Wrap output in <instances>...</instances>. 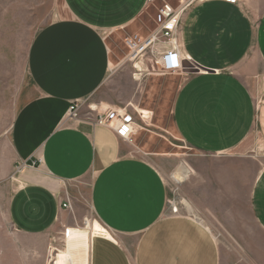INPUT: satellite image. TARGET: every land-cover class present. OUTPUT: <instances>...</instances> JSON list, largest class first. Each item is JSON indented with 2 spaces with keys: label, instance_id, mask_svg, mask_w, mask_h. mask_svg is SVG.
<instances>
[{
  "label": "crops",
  "instance_id": "obj_1",
  "mask_svg": "<svg viewBox=\"0 0 264 264\" xmlns=\"http://www.w3.org/2000/svg\"><path fill=\"white\" fill-rule=\"evenodd\" d=\"M62 2L66 16L42 27L27 49L29 87H5L16 110L2 145L9 151L6 168L16 172L11 192L0 198V218L9 225L0 231V264H45L62 228L82 226L71 217L72 198L61 183L85 176L96 217L86 224L87 264H264V254L250 262L242 219L231 212L245 191L264 232V168L248 183L252 156L235 152L254 130L264 145V93L257 100L234 70L252 47L264 61V0H206L182 17L180 51L200 67L177 72L184 80L172 121L203 160L185 165L189 200L172 202L161 173L133 152L132 140L83 115L68 117L71 102L94 96L114 74L118 39L143 32L148 0ZM67 197L71 209L62 206ZM184 200L190 213L183 212Z\"/></svg>",
  "mask_w": 264,
  "mask_h": 264
},
{
  "label": "rangeland",
  "instance_id": "obj_2",
  "mask_svg": "<svg viewBox=\"0 0 264 264\" xmlns=\"http://www.w3.org/2000/svg\"><path fill=\"white\" fill-rule=\"evenodd\" d=\"M159 2V1H157ZM155 9L150 6L143 16L142 26L151 24V17ZM66 16V8L62 0H0V198L11 192L8 181L15 174V170L6 168L8 148L2 145V138L7 134L12 117L16 110L12 95L5 87L11 84L22 83L29 87L25 58L29 44L35 34L46 24ZM259 17L255 14L253 21L256 23ZM256 26V24H255ZM120 50L118 52L117 65L114 74L97 93L85 100L81 116L90 117L94 111L90 108L101 105L102 101H114L115 107H126L127 111L135 118L137 127L131 140L134 144L133 152L150 162L162 175L169 189V199L181 201L188 199L185 184L186 178L177 182L174 173L181 166H196L203 160L191 147L177 134L173 127L172 107L175 94L184 80L182 73H154L143 76L139 80L131 77V68L125 61L126 49L121 39H118ZM235 72L241 76L251 90L254 91L257 100L264 93V61L259 57L254 47L249 54L235 68ZM119 101V102H118ZM132 103L135 106L127 105ZM137 109H136V108ZM140 109V113L138 111ZM144 115L143 117H141ZM143 118V119H142ZM144 120V121H143ZM263 141L257 130H254L235 149L236 154L252 156L248 164L246 180L255 178L264 168ZM90 178L85 176L70 183H61L63 194L69 191L72 198L73 213L78 224L82 226L68 227L65 250L88 241L90 229L86 224H93L96 219L88 202V189ZM72 188V191L69 190ZM246 192L240 194L234 201L231 212L240 215L244 225L247 256L251 259L264 254V232L259 229L252 218ZM189 200V199H188ZM192 204V203H191ZM193 205V204H192ZM193 210L205 213L207 210ZM188 210L183 208V212ZM221 212L222 209H219ZM186 213V212H185ZM3 225L9 228L5 217H1ZM88 222V223H87ZM6 224V225H5ZM76 225V224H75ZM215 231L216 229L212 227ZM218 231H215L217 235ZM0 233V243L2 242ZM60 249L57 257L64 251ZM236 250V249H231ZM237 251V250H236ZM243 252V250L238 249ZM237 251V252H238Z\"/></svg>",
  "mask_w": 264,
  "mask_h": 264
},
{
  "label": "built area",
  "instance_id": "obj_3",
  "mask_svg": "<svg viewBox=\"0 0 264 264\" xmlns=\"http://www.w3.org/2000/svg\"><path fill=\"white\" fill-rule=\"evenodd\" d=\"M204 1L206 0H148L149 6L155 9L151 17V24L144 25L142 33H131L123 38L126 49L125 61L131 68L134 80L156 72L164 74L190 69L199 70L200 66L194 60L182 55L177 34L184 14L191 7ZM225 1L238 3L241 0ZM81 105L80 101L71 102L68 108V117L80 118ZM90 108L94 114L86 117L87 119L95 124L108 126L116 136L131 141L137 123L126 107L98 105L94 109ZM62 206L68 209L72 208L68 197ZM67 234L68 227L64 226L59 237L54 240V244L48 246L45 264H58L57 255L59 250L66 246ZM63 264H72V261L68 258Z\"/></svg>",
  "mask_w": 264,
  "mask_h": 264
},
{
  "label": "bare ground",
  "instance_id": "obj_4",
  "mask_svg": "<svg viewBox=\"0 0 264 264\" xmlns=\"http://www.w3.org/2000/svg\"><path fill=\"white\" fill-rule=\"evenodd\" d=\"M139 113H140V111H139ZM186 173H187V167L183 164V166H181L179 169H177V171L174 173L175 180L177 182L182 181V179H183V177L185 176ZM183 202H184L185 206L187 207V209L189 210L188 202L185 201V200ZM189 212H190V210H189ZM87 243L88 242L85 241L83 244H80L79 246H75L74 245L72 247H69L68 249H66L67 252H63L62 256L57 259V263L58 264H63L65 261L68 260V258H70L71 261H72V264H87L88 263V260L86 258V256H88L87 255V249H88V244ZM82 245H83L84 248L82 247ZM76 247H77V250L79 251L78 253H76V250H75ZM78 254H80V255L78 257V260H76L75 257Z\"/></svg>",
  "mask_w": 264,
  "mask_h": 264
}]
</instances>
